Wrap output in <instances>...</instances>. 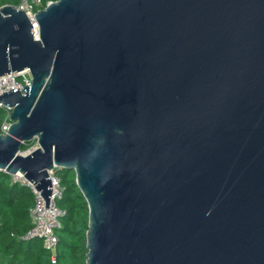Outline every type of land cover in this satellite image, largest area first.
Masks as SVG:
<instances>
[{
    "label": "water",
    "instance_id": "1",
    "mask_svg": "<svg viewBox=\"0 0 264 264\" xmlns=\"http://www.w3.org/2000/svg\"><path fill=\"white\" fill-rule=\"evenodd\" d=\"M34 21L0 8V76L32 77L0 95V171L46 208L47 171H74L86 264H264V0H57Z\"/></svg>",
    "mask_w": 264,
    "mask_h": 264
},
{
    "label": "trees",
    "instance_id": "2",
    "mask_svg": "<svg viewBox=\"0 0 264 264\" xmlns=\"http://www.w3.org/2000/svg\"><path fill=\"white\" fill-rule=\"evenodd\" d=\"M24 1L33 4L35 0H0V8L6 5L18 8ZM39 1V5H34V12L57 0ZM35 145L36 142L25 144L22 152ZM60 177L64 195L58 205L66 211V217L59 230L57 264H86L88 205L77 187L74 171H62ZM33 204L34 196L30 190L13 183L12 176L0 171V264H52L51 253L41 240H20L32 226L30 209Z\"/></svg>",
    "mask_w": 264,
    "mask_h": 264
},
{
    "label": "built area",
    "instance_id": "3",
    "mask_svg": "<svg viewBox=\"0 0 264 264\" xmlns=\"http://www.w3.org/2000/svg\"><path fill=\"white\" fill-rule=\"evenodd\" d=\"M40 1L35 0L33 4L25 2V5L18 7V9L27 13L33 23V28L36 31L37 25L34 21V5H39ZM37 39V34H34ZM31 73L29 70H23L20 72H11L0 76V95L5 92H9L12 89H18L22 93H25V86H31ZM0 111L4 113V117L0 120V134H7L8 130L12 125L10 115L12 108L0 103ZM36 145L28 150L24 151L23 154H30L36 147ZM60 168L54 166L48 170V176L51 180L52 192L49 199V208H46V201L33 183L27 181L23 175L17 174L12 176V182L18 183L30 190L34 196V204L30 209V217L32 221L31 228L22 236L20 240L27 242L34 239L41 240L46 250L51 253V263L57 264L56 250L59 244L58 231L62 227V220L66 217V211L59 207L58 203L63 198L64 188L60 177Z\"/></svg>",
    "mask_w": 264,
    "mask_h": 264
},
{
    "label": "rangeland",
    "instance_id": "4",
    "mask_svg": "<svg viewBox=\"0 0 264 264\" xmlns=\"http://www.w3.org/2000/svg\"><path fill=\"white\" fill-rule=\"evenodd\" d=\"M24 5H25V1L19 7H22ZM3 117H4V113L2 111H0V120H2ZM62 171H66V170H62ZM58 235H59V231H58Z\"/></svg>",
    "mask_w": 264,
    "mask_h": 264
}]
</instances>
